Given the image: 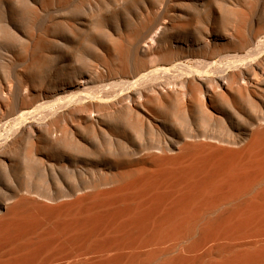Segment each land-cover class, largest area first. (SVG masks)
Instances as JSON below:
<instances>
[{"label": "bare ground", "instance_id": "6f19581e", "mask_svg": "<svg viewBox=\"0 0 264 264\" xmlns=\"http://www.w3.org/2000/svg\"><path fill=\"white\" fill-rule=\"evenodd\" d=\"M0 264H264V0H0Z\"/></svg>", "mask_w": 264, "mask_h": 264}]
</instances>
